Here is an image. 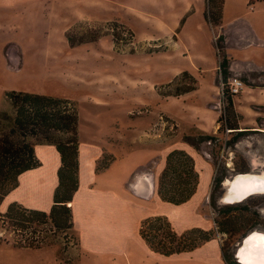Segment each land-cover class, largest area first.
Masks as SVG:
<instances>
[{"label":"rangeland","instance_id":"obj_1","mask_svg":"<svg viewBox=\"0 0 264 264\" xmlns=\"http://www.w3.org/2000/svg\"><path fill=\"white\" fill-rule=\"evenodd\" d=\"M59 2L58 7L61 9L58 11L52 5L53 13L49 12L48 15L41 14L37 9L31 10L29 14L33 24L32 34L37 33L39 38L43 37L38 40L40 46L33 43L4 48V56L12 57V61L8 62L9 76L0 74V114H12L4 97L8 91L29 94L39 91L50 97L69 98L78 112V136L81 141L98 143L89 140L91 137H100L104 148L112 154L105 155L99 167L119 158L121 161L117 180L121 177L119 174L131 171L123 180V195L128 197L132 183L137 177H146L158 164V156L163 149L184 143L186 138H198V132H201L193 127H182L179 121L183 117L181 109L185 110L183 103L195 107L199 105L197 97L191 96L188 102L178 97L194 87L192 79L188 75H180L167 83L169 68L181 63L177 60L180 56L177 53L172 61L165 57L178 30L175 35L174 30L168 27L163 17V6L159 2L155 9L153 3L151 7L148 5V0H69L68 4L61 2L60 6ZM232 3L233 0L227 6L226 20L237 16H252L259 23L258 32H264V11L259 6H255L253 15H250L249 8L242 9ZM50 28L57 31H49ZM60 30L63 33L59 34ZM66 34L76 43L93 39L97 41L71 49L66 44ZM219 35L218 29H213L212 34L198 16L189 24L183 39L197 37L200 44L204 42L208 46V51L209 46L214 50L213 44L217 41L212 42V39L217 40ZM34 48L40 51L38 53L46 66V72L40 77L36 76L41 72L38 69L37 73H33L32 69L22 73L18 71L22 66L19 52L22 54V50L33 51ZM260 89L253 92V99L245 108L246 115L241 116L238 132H244L242 136L235 137L226 129L220 133L206 132V135L214 136L216 140L197 144L199 154L191 152L201 178L200 185L186 209L181 210L174 221H169L178 233L195 227L210 231L212 240L202 245L204 247L193 255L191 261L186 259L181 263L170 264H226L243 237L253 231L264 233V195L250 198V212L227 214L229 220L235 223L240 217L252 220V227L244 234L231 237L222 235L218 225L224 222L222 220L226 217L221 213L228 207L221 204L225 187L221 182L225 183L236 173L235 170L243 173H262L264 170V90L262 92ZM218 102L219 98L215 104L218 117L213 125L219 128L221 123L217 121L222 116L226 102L223 99L219 108ZM145 152L156 157L144 168L136 167L143 162ZM216 171L218 175H225L215 187L213 180ZM148 179H145L146 182ZM137 195L139 199H145L142 194ZM6 200H2V214V210L9 206ZM138 202L139 206L146 207L144 201ZM126 208V213L122 214L123 229L129 235L136 213ZM45 222L37 227L36 237L40 239L37 248H26L24 246L32 230L16 231L9 223L3 224L0 218V264H124L123 260H132L136 254L142 264H156V261L163 260L148 258L141 242L133 238L129 241V252L126 255L115 250L116 254L112 252L96 258L80 248L73 230L58 232L52 228L49 220ZM225 225L230 228L228 224ZM220 248L226 251V256H220Z\"/></svg>","mask_w":264,"mask_h":264},{"label":"crops","instance_id":"obj_2","mask_svg":"<svg viewBox=\"0 0 264 264\" xmlns=\"http://www.w3.org/2000/svg\"><path fill=\"white\" fill-rule=\"evenodd\" d=\"M58 2L60 6L61 2H67L66 4H68L69 0H0V74L9 76L8 62L12 61V57L6 58L4 56L3 51L6 46L20 45L21 47L23 44L33 43L40 46L38 40L41 36L39 38L37 33L32 34L33 24L29 15L31 10L37 9L41 14L47 13L48 15L49 12L53 13L52 5L58 11L60 8ZM158 2L163 6V17L167 21L168 27L174 30V34L178 30L177 35L175 34L176 39L172 47L170 46L167 50L165 57L172 61L175 53H177L180 55L177 60L181 63L179 66L169 68L167 83H170L172 78H177L185 73L194 82V89L178 97L182 100L185 98V101L188 102L187 100L194 96L199 101L197 107L183 103L185 110L181 109L183 117L179 118L182 127H193L204 133H215L217 131L218 126L213 125L218 117V112L215 110L217 109L216 100L219 98L217 104L219 108L224 99L221 96L220 86L231 76H238L243 82L246 81L243 92L234 97L232 101L235 111L244 117L246 115V105L253 99V92L256 93L259 88H261V91L264 90V32L261 34L258 32L257 26L259 23L257 24L256 19L248 15L226 20V9L228 4L231 5L232 0H222L221 23L216 28L219 30L218 39L221 38V41L218 45V39L213 38L212 42L217 41L214 44L212 43L214 50H211L209 46L207 51L208 46H205L204 42L200 44L198 41L197 37L200 38V36L197 35L195 39L192 36L183 39L189 24L198 16L213 34V28L204 19L205 0H148L147 3L150 7L153 3L152 7L155 9ZM232 5H238L242 9L249 8L250 15H253L255 6H259L261 11H264V0H233ZM262 23L264 26V20ZM50 30L57 31V29L52 28ZM60 32L63 33V30H60L59 34ZM45 42L47 45L48 40ZM16 49L19 51L18 47ZM22 52V54L19 52L20 56L17 55L22 62L21 68H17L18 71L22 73L32 69L34 70L33 73H37L39 72L36 71L38 69L41 72L40 75L36 76L44 75L46 66L42 63L43 58L38 53L40 51L34 48L33 51L24 49ZM221 52L223 53L220 54ZM224 58L225 63L222 66ZM38 92L35 94H44ZM65 100L69 101L70 99ZM78 138L79 188L71 203L73 231L77 235L80 248L84 252L93 254L96 258L112 252L116 254L115 250L126 255L129 252V241L132 238L140 241L137 231L142 220L158 216L165 217L168 221H174L176 215L180 214L181 210H185L197 194L201 181L200 177L196 193L188 202L182 205L174 206L162 202L156 194L158 177L164 169L167 153L179 149L191 155L193 149L183 142L163 149L160 156H158V164L145 177L149 178V182L142 183L139 191L132 183L133 189H128V197H126L123 195V180L125 175L131 174V171H125L128 174H119L121 177L119 176V180H117L116 175L121 161L119 158L116 161L112 159L104 168L102 167L99 171H96L100 161L105 158V155L111 156V152L104 148L105 146L101 143L100 137H91L89 140L98 143H85L81 141L80 136ZM34 154L40 161L41 166L21 174L17 179L16 188L8 193L4 199H7V205L16 203L29 210L48 212L53 204L52 197L58 185L57 171L61 165L60 157L54 147L48 145H36ZM154 157L156 156H149L145 152L143 162L136 167L144 168ZM137 194H142L145 199H139ZM141 200L145 202V208L139 206L138 201ZM2 206L3 201L0 211ZM126 207L136 213L132 231L129 235L123 229V215L126 213ZM5 210L2 211L5 212ZM139 214L140 216H138ZM203 247L201 246L191 253L175 256L174 258L154 256L145 248L143 249L147 253L146 256H149L148 258L163 259L156 261V264H170L172 262L181 263L186 259L191 261L194 258L193 255ZM137 257L138 254L132 257V260L127 259V262L123 260V263L142 264ZM201 263L204 264V262Z\"/></svg>","mask_w":264,"mask_h":264},{"label":"trees","instance_id":"obj_3","mask_svg":"<svg viewBox=\"0 0 264 264\" xmlns=\"http://www.w3.org/2000/svg\"><path fill=\"white\" fill-rule=\"evenodd\" d=\"M221 14L222 0H205L204 19L213 29L220 26ZM66 41L68 47L72 49L82 44H93L97 40L76 43L66 34ZM220 41L221 38L218 39V45ZM224 63L225 58L222 66ZM192 90L193 88L184 93ZM223 95L226 107L217 121L221 123L217 133L226 129L229 134H235V137L242 136L244 132H238L240 129L238 124L242 121V117L235 112L232 104V98L236 96H230L226 92ZM4 97L12 109V114L5 112L0 114V205L3 198L16 188L17 179L21 174L41 166L34 154L36 145L53 146L60 157L61 165L57 171L58 185L48 212L29 210L16 203L9 204L3 214L0 212L3 224L9 223L14 230L20 232L31 229V237L24 247L37 248L40 241L36 237L37 227L39 224H45V220H49L52 228L58 232L73 230L71 203L79 188V116L76 107L65 99L20 91L5 92ZM198 133V138H193L198 143L192 138V140L186 138L184 142L197 154H199L197 144L216 140L214 136H208L204 132ZM101 168L97 166L96 171ZM235 172L243 174L244 171L235 170ZM215 174L213 185L216 187L225 174L218 175L217 171ZM198 185L199 174L191 155L179 149L167 153L165 166L158 177L156 188L159 199L174 206L182 205L196 193ZM249 201L250 198L236 206L224 208L221 214L226 218L222 220L224 222L218 223L220 234L237 236L252 227V220L240 217L235 223L229 220V216L227 217V214L250 212ZM251 215L257 217L255 214ZM209 233L210 231L197 227L178 233L165 217L158 216L142 220L137 231L142 246L152 255L164 258H174L193 252L212 240ZM225 252L223 248L219 249L221 257L227 255ZM226 264H232L229 258Z\"/></svg>","mask_w":264,"mask_h":264},{"label":"bare ground","instance_id":"obj_4","mask_svg":"<svg viewBox=\"0 0 264 264\" xmlns=\"http://www.w3.org/2000/svg\"><path fill=\"white\" fill-rule=\"evenodd\" d=\"M259 182L240 183L237 193H248L251 191H264V172L261 174ZM146 181V180H145ZM147 182H149L147 180ZM142 183L133 186L139 191ZM238 197L226 195L224 202L230 203ZM241 264H264V233L253 232L245 241L243 247L237 253Z\"/></svg>","mask_w":264,"mask_h":264},{"label":"water","instance_id":"obj_5","mask_svg":"<svg viewBox=\"0 0 264 264\" xmlns=\"http://www.w3.org/2000/svg\"><path fill=\"white\" fill-rule=\"evenodd\" d=\"M264 172V170L262 171V173ZM262 173H243V174H235L233 176H231L224 184L226 191L224 192L223 196H222V203H226L224 202L226 195H232L233 197H238L236 200H234L233 202L230 203H240L241 201H244L245 199H247L250 196H254V195H264V191H251L248 193H237L236 190L238 189V186L240 183H244V182H259L261 179V174ZM145 177L144 178H136L135 182L133 184H138V183H145ZM254 232V231H253ZM251 232L249 235L243 237L236 249V255L238 253V251L243 247L244 245V241L253 233Z\"/></svg>","mask_w":264,"mask_h":264},{"label":"built area","instance_id":"obj_6","mask_svg":"<svg viewBox=\"0 0 264 264\" xmlns=\"http://www.w3.org/2000/svg\"><path fill=\"white\" fill-rule=\"evenodd\" d=\"M244 88V82L238 76H231L221 84V96L224 98V92H226L230 96H238Z\"/></svg>","mask_w":264,"mask_h":264},{"label":"flooded vegetation","instance_id":"obj_7","mask_svg":"<svg viewBox=\"0 0 264 264\" xmlns=\"http://www.w3.org/2000/svg\"><path fill=\"white\" fill-rule=\"evenodd\" d=\"M236 174V173H235ZM235 174H233V175H235ZM224 184L225 183H223V181L221 182V185H223L224 186ZM223 190H224V192L226 191V188L225 187H223ZM224 192H223V194H224ZM254 196H258V195H254ZM254 196H250V197H248V198H252V197H254ZM247 198V199H248ZM246 200V199H245ZM241 202H243V201H241ZM240 202V203H241ZM240 203H222L221 202V204L222 205H224V206H236V205H238V204H240ZM251 233V232H250ZM250 233H248L247 235H249ZM246 235V236H247ZM241 241V240H240ZM240 243V242H239ZM239 243L235 246V250H234V252H233V257L232 258H229V260H230V262L232 263V264H241V262L239 261V259H238V256L236 255V249H237V247H238V245H239Z\"/></svg>","mask_w":264,"mask_h":264}]
</instances>
